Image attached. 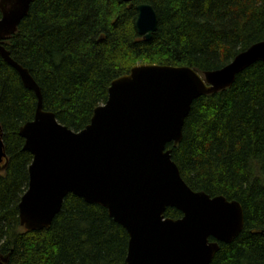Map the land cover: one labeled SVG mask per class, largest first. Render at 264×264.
I'll return each instance as SVG.
<instances>
[{"label": "trees", "instance_id": "obj_1", "mask_svg": "<svg viewBox=\"0 0 264 264\" xmlns=\"http://www.w3.org/2000/svg\"><path fill=\"white\" fill-rule=\"evenodd\" d=\"M139 4L157 13L150 41L136 31ZM29 9L3 45L40 87L44 111L74 132L83 131L95 108L106 103L111 82L138 64L191 67L203 75L264 41V0H34ZM36 98L0 55V129L7 154L0 171V259L127 264L126 229L106 208L75 195L63 200L49 228L28 231L21 225L19 205L33 156L24 151L20 129L34 120ZM191 106L182 141L167 144L171 158L192 190L238 201L245 214L241 234L229 245L220 243L210 264H264V61ZM166 210V218L183 216Z\"/></svg>", "mask_w": 264, "mask_h": 264}, {"label": "water", "instance_id": "obj_2", "mask_svg": "<svg viewBox=\"0 0 264 264\" xmlns=\"http://www.w3.org/2000/svg\"><path fill=\"white\" fill-rule=\"evenodd\" d=\"M33 1H0V55L38 99L34 120L20 129L24 151L33 156L19 205L23 228H49L72 194L103 206L126 229L125 263L210 264L220 243L229 245L241 234L243 207L224 196L192 190L167 144L182 141L185 118L196 99L223 92L241 72L264 61V41L203 75L191 67L138 64L111 82L106 103L95 108L83 131L74 132L44 111L40 87L3 45L27 18ZM137 10L136 31L150 41L158 28L157 13L148 4ZM6 162L0 129V168ZM169 208L182 218H166ZM8 259L1 258L0 264Z\"/></svg>", "mask_w": 264, "mask_h": 264}, {"label": "rangeland", "instance_id": "obj_3", "mask_svg": "<svg viewBox=\"0 0 264 264\" xmlns=\"http://www.w3.org/2000/svg\"><path fill=\"white\" fill-rule=\"evenodd\" d=\"M3 170V168H0V171H2Z\"/></svg>", "mask_w": 264, "mask_h": 264}]
</instances>
